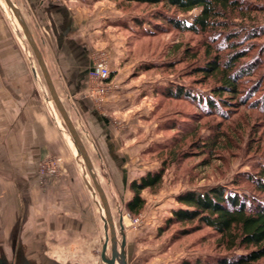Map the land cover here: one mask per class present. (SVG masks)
Listing matches in <instances>:
<instances>
[{
	"label": "crops",
	"instance_id": "crops-1",
	"mask_svg": "<svg viewBox=\"0 0 264 264\" xmlns=\"http://www.w3.org/2000/svg\"><path fill=\"white\" fill-rule=\"evenodd\" d=\"M14 3L26 13L104 192L111 189L127 203L130 183L155 168L143 160L148 149L144 83L129 81L121 18L108 0ZM103 60L115 90L100 101L90 95L89 71ZM34 82L31 68L2 67L0 59V264H59L69 248L82 244L87 249V239L99 228L78 153L74 156ZM48 157L63 159L62 176H40V163Z\"/></svg>",
	"mask_w": 264,
	"mask_h": 264
},
{
	"label": "rangeland",
	"instance_id": "rangeland-1",
	"mask_svg": "<svg viewBox=\"0 0 264 264\" xmlns=\"http://www.w3.org/2000/svg\"><path fill=\"white\" fill-rule=\"evenodd\" d=\"M108 1L113 14L121 18L118 27L126 56L123 64L126 70H129V81L132 84L144 83L142 102L146 105L144 131L148 149L143 155V160L147 168L155 170L162 167L164 160L168 164L159 192L154 195L149 191L143 193L146 206L140 216L134 218L129 216L125 208L127 199L125 196L114 195L108 188L105 192L111 207L116 238L120 244V213L124 218L127 263L182 264L183 261L204 263L221 258L222 255L235 257L246 253L243 249L226 253L217 243V233L208 227H201L188 235L180 234L179 226L173 225L163 231L161 229L171 217L172 210L180 208L176 197L183 192L193 190L204 193L209 188L219 185L233 193L251 191L255 194L243 176L246 173H257V167L264 166V84L259 83L264 81V34L261 33L259 38L252 39L246 37V34L255 32L256 29L253 27L264 23V0H240L246 6L257 9L251 16L253 18L251 22L235 19L239 15L230 16L231 24L226 31L240 33L235 41L237 47L239 50L247 49L250 54L249 59L242 62L261 63L252 78L243 79L239 95L232 100L226 99L229 104L223 115L204 113L195 103L172 100L161 94L170 86H181L196 99L206 100L212 97L211 88L214 82L205 80L204 83L203 79L192 71L200 63L204 64V45L208 43V35L180 32L164 23L158 15L172 17L177 15L170 9L166 12L167 9H163L162 6ZM20 9L26 19V13L21 7ZM199 13L200 10H195L177 18L190 24ZM15 19L5 1L0 0L2 67L3 64L5 67L10 65L14 70L21 72L31 68L36 80L35 88L37 86L35 84H38V92L45 102L47 100L46 104L52 118L62 130L73 154L78 153L52 100L22 28ZM221 32L214 30L209 36L212 37V45L224 54L228 52L225 46L227 39ZM190 54H198L202 58L191 60L188 58ZM35 70L39 79L35 76ZM255 88L257 89L253 95L248 96ZM208 139L216 140L212 148L199 145ZM75 158L87 184L92 187L101 214L104 215L100 196L90 179L91 175L84 160L79 155ZM174 159L175 162H172ZM61 163V169L53 176L55 178L66 172L62 158ZM100 178L104 181L103 174H100ZM97 218L99 228L94 237L87 239L88 248L82 244L69 248L64 256L58 259L59 264H106L102 260L104 225L100 216ZM136 219H140L138 223L134 222Z\"/></svg>",
	"mask_w": 264,
	"mask_h": 264
},
{
	"label": "trees",
	"instance_id": "trees-1",
	"mask_svg": "<svg viewBox=\"0 0 264 264\" xmlns=\"http://www.w3.org/2000/svg\"><path fill=\"white\" fill-rule=\"evenodd\" d=\"M117 1L126 4L162 6L163 9H167L166 12H169V9L173 10V14L177 16L200 10V13L193 18L190 24L179 20L177 16L158 15V17L180 32L208 35V43L204 45V64L200 63L192 71L194 74L199 75L204 83L205 80L214 82V86L211 88L213 95L206 100L203 98L196 99L185 88L170 86L162 91L161 94L164 97L176 101L184 100L195 103L207 114L223 115L229 104L226 99L232 100L239 95L243 79L252 78L261 63L260 61L257 63L242 62L244 59H249L250 54L247 49L239 50L237 47L235 41L240 33L227 32L232 20L230 16L239 15L238 18H234L246 22L253 21L251 16L257 9L246 6L240 0ZM254 28L256 31L246 34V37H250V39L259 38L261 33L264 34V23ZM214 30L222 31L221 33H223L225 39L228 40L225 43L227 53L219 52L212 45V37L209 35ZM188 58L197 60V58L202 57L198 54H190ZM259 83L264 84V81L262 80ZM256 89L251 90L252 92L248 96L253 95ZM215 144L216 140L208 139L207 142H202L199 145L203 147L211 146L212 148ZM175 160H172V162H175ZM167 166L168 164L164 160L162 167L158 170L148 172L139 180L130 183L129 190L132 193V198L125 204L129 216L134 218L144 212L146 199L143 197V193L149 191L154 195L159 192L163 185ZM257 169V173H246L243 176L244 181L253 188L255 194H252L251 191L233 193L218 185L209 188L204 193L190 190L176 197L180 208L172 210L171 217L166 220L161 231L174 225L181 228L180 234L188 235L198 231L201 227H208L217 233V243L226 253H232L239 249L246 251V253L235 257L222 255L221 258L209 262L191 263L183 261L182 264H264V166H258Z\"/></svg>",
	"mask_w": 264,
	"mask_h": 264
},
{
	"label": "water",
	"instance_id": "water-1",
	"mask_svg": "<svg viewBox=\"0 0 264 264\" xmlns=\"http://www.w3.org/2000/svg\"><path fill=\"white\" fill-rule=\"evenodd\" d=\"M8 8L12 11L13 15L18 20L23 34L28 42V45L30 49L32 50L34 57L38 63L39 69L45 79L46 86L51 94L52 100L54 104L56 105V108L58 109L67 129L70 133V136L72 137L79 153L82 159L86 162L87 168L90 172L93 184L95 189L101 188L100 180L98 177V174L96 173V169L94 167V164L92 162V159L79 135L77 132L61 98L59 97L55 86L53 84L52 78L49 74V71L47 69L46 63L44 61L43 55L39 49L38 44L36 43V40L32 34V31L26 22V19L24 18L21 10L19 7L12 1V0H4ZM88 191L90 193L91 202L93 205L94 210L97 212V214L100 216L101 221L104 225V232H105V240H104V246H103V252H102V260L106 262V264H128L127 263V255H126V247H127V240L125 235V226H124V218L120 213V220H119V226H120V235H121V244L117 240L115 236V230L114 225L109 223L108 215L104 211V215L101 214V211L97 205V202L95 201V195L92 192V187L88 184ZM103 253L105 255H103Z\"/></svg>",
	"mask_w": 264,
	"mask_h": 264
},
{
	"label": "built area",
	"instance_id": "built-area-1",
	"mask_svg": "<svg viewBox=\"0 0 264 264\" xmlns=\"http://www.w3.org/2000/svg\"><path fill=\"white\" fill-rule=\"evenodd\" d=\"M89 78L92 82L90 95H93L98 100L107 97L113 90V86L109 80L111 78V71L105 60L96 63L89 71ZM62 167L61 158L48 157L40 163L39 174L42 178H50L56 175ZM140 219L134 222L138 223Z\"/></svg>",
	"mask_w": 264,
	"mask_h": 264
},
{
	"label": "bare ground",
	"instance_id": "bare-ground-1",
	"mask_svg": "<svg viewBox=\"0 0 264 264\" xmlns=\"http://www.w3.org/2000/svg\"><path fill=\"white\" fill-rule=\"evenodd\" d=\"M12 12V11H11ZM15 17V16H14ZM16 18V17H15ZM16 21H18L17 19H15ZM19 23V22H18ZM20 25V24H19ZM36 71V70H35ZM34 71V72H35ZM76 128V127H75ZM77 130V129H76ZM78 132V131H77ZM70 134V133H69ZM72 138V137H71ZM72 141H73V139H72ZM74 142V141H73ZM74 145H75V143H74ZM75 147H76V145H75ZM76 150H77V152H78V155H79V157H81L80 156V153H79V151H78V149H77V147H76ZM82 158V157H81ZM85 162V161H84ZM84 164V163H83ZM85 164H86V162H85ZM87 166V165H86ZM91 179V178H90ZM97 192H98V195L100 196V199H101V202H102V205H103V208H104V211L107 213V215H108V220H109V223H110V225L111 224H113L114 225V230H115V224H114V220H113V217H112V212H111V207H110V204L108 203V199H107V197H106V194H105V192H104V189L101 187V188H98L97 189ZM115 236H116V230H115Z\"/></svg>",
	"mask_w": 264,
	"mask_h": 264
}]
</instances>
